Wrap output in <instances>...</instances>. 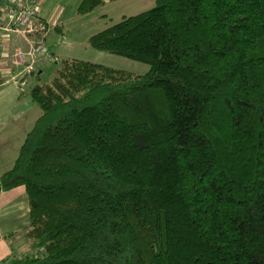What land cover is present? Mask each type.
<instances>
[{
    "label": "trees",
    "instance_id": "obj_1",
    "mask_svg": "<svg viewBox=\"0 0 264 264\" xmlns=\"http://www.w3.org/2000/svg\"><path fill=\"white\" fill-rule=\"evenodd\" d=\"M86 43L148 69L67 58L32 85L0 174L29 249L0 264H264V0H155Z\"/></svg>",
    "mask_w": 264,
    "mask_h": 264
},
{
    "label": "rangeland",
    "instance_id": "obj_2",
    "mask_svg": "<svg viewBox=\"0 0 264 264\" xmlns=\"http://www.w3.org/2000/svg\"><path fill=\"white\" fill-rule=\"evenodd\" d=\"M79 2L77 5L74 2L69 5L64 13L65 20L61 22L56 29L52 28L49 30L46 39V50L42 41L45 36V27L42 23L37 21V24L43 28L42 32L37 33V40L39 41L41 38L40 42L44 47V52H38L37 56L33 58L32 73H37V78H30L29 76L31 74H28L27 77L29 79L26 78L27 81L21 85L19 83V78L24 74V72H20L22 65L17 66L12 63L11 55L14 48L9 47L7 49V55H10V59L7 60H9L10 65L0 66V80L4 82L7 81L9 85L14 82L15 86L18 88L19 94H23V99L21 100L23 115L16 124V126L19 124L20 131L14 136L8 135L7 138L0 139V143L6 148L3 160L0 162V174L9 169L12 165L26 132L32 127L34 120L40 114V109L30 98L29 89L35 83L41 84L48 82L56 73L61 59L74 58L95 62L134 74H142L148 69V65L145 63L93 49L87 45L86 39L95 32L118 22L123 16L134 15L151 8L155 5V0H101L100 4L83 14H78L76 12ZM37 20L39 19L37 18ZM67 45L73 48L68 50V47H66ZM46 54L51 57L50 60L45 57ZM42 56L43 60L41 58ZM24 59L25 63L29 61L28 57H24ZM3 135H6V133H3ZM11 157L13 159L12 161ZM17 188L18 189L14 191L2 192L3 194L0 197V260L5 258L6 255L14 253L11 251L12 248L17 247L19 249L18 254L28 252L29 249L28 245L27 247H25L24 244L18 245L21 242L24 243L26 240L24 237L23 225L28 221L27 214L23 220H18L17 217H15L16 219L9 218L7 220L6 225L9 227H16V233L11 235L7 234L8 232H5L3 227L5 221L2 215V201L5 198H9L12 202H19L25 199L22 186ZM3 242L7 248L2 253L1 244H3Z\"/></svg>",
    "mask_w": 264,
    "mask_h": 264
},
{
    "label": "crops",
    "instance_id": "obj_3",
    "mask_svg": "<svg viewBox=\"0 0 264 264\" xmlns=\"http://www.w3.org/2000/svg\"><path fill=\"white\" fill-rule=\"evenodd\" d=\"M36 1L38 4L37 18L43 23L45 27V33H44L45 36L42 41H43V45L45 46V50H46L47 49L46 39H47L49 30L52 28L56 29V27H58L59 24H61V22L65 20L64 13L66 9L69 7V5H71L73 2L77 5L79 0H36ZM17 41L19 42V45H21V48L24 50L25 49L24 43L21 41L20 38H18L15 35L9 36L8 48L13 47L14 42H17ZM66 47H68V50L73 48V47H70V45H67ZM9 56L0 59V66L10 65L9 60H7V59H10ZM38 56H41V55H38ZM41 58L43 60V56ZM29 77L37 78V73H32ZM17 89L18 88L15 86L14 82L13 84L9 85L7 81L4 82L0 80V139L7 138L8 135L14 136L20 131L19 124L17 126L16 124L20 121L23 115V111H22L23 105L21 102V100L23 99L22 98L23 94L22 93L19 94ZM3 133H6V135H3ZM4 152H6V148L2 146V144L0 143V162L3 160ZM12 160L13 159L11 157V161ZM17 187H14L10 189L9 191H14L15 189H18ZM2 194L3 193L0 192V197L2 196ZM2 203H3V210H2L3 214L2 215L5 221L3 227H4L5 232H8L7 234L11 235L17 232V230L15 229L16 227H13V226L9 227L8 225H6V222L9 218L16 219L15 217H17L18 220L24 219V217L26 216L28 212L26 197L25 199H22L19 202L18 201L12 202L9 200V198H5L2 201ZM27 225H28V221L23 225L24 230L26 229ZM25 242L24 243L21 242L18 245L24 244V246L27 247V241L25 240ZM6 248L7 246L3 242V244H1V252L3 253ZM11 251L14 252L15 255L19 253V249L17 247L12 248ZM14 253L6 255L5 258L11 255H14Z\"/></svg>",
    "mask_w": 264,
    "mask_h": 264
},
{
    "label": "built area",
    "instance_id": "obj_4",
    "mask_svg": "<svg viewBox=\"0 0 264 264\" xmlns=\"http://www.w3.org/2000/svg\"><path fill=\"white\" fill-rule=\"evenodd\" d=\"M37 8L36 0H0V59L8 57L9 36L20 38L25 49L21 48L18 41L14 42L11 60L14 65H22L20 72L24 74L19 78L21 85L27 81L28 74L33 72V58L38 52H44L40 39L37 40V33L43 30L42 26L37 24ZM24 57L29 58L27 63ZM45 57L51 59L48 54Z\"/></svg>",
    "mask_w": 264,
    "mask_h": 264
}]
</instances>
